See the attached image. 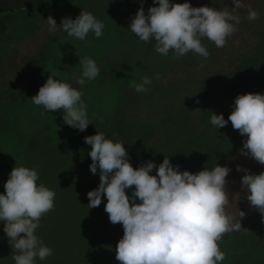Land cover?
<instances>
[{
  "label": "rangeland",
  "instance_id": "rangeland-1",
  "mask_svg": "<svg viewBox=\"0 0 264 264\" xmlns=\"http://www.w3.org/2000/svg\"><path fill=\"white\" fill-rule=\"evenodd\" d=\"M186 2L193 7L209 6L217 10L228 7L231 11L235 6L233 0H170L173 4ZM241 2L244 7L236 13L241 19L236 25L237 37L230 35L222 48L207 38L202 40L210 54L209 61L190 51L179 58H168L167 65L162 63L167 56H158L150 64L148 56L142 53L144 41L131 32L119 11L122 6H129L128 11L132 9L127 0H49L33 8L0 15V194H6L4 185L15 166L35 168L40 177L37 183L56 193L53 210L41 218L36 230L43 245L51 248L53 254L45 260L37 258L35 264H120L115 249L124 235L122 224L110 222L105 211L106 196L98 207H88L87 194L99 187L100 177L90 171L91 146L84 138L104 129L102 133L111 139L108 134L113 130L111 125L106 127L107 116L115 110L123 120L136 116L131 114L137 107L132 103L138 101L133 82L140 84L145 76L153 80L147 72L151 67L160 76L155 86L163 87L161 77L168 76L174 66H177L175 77L170 74V78L180 76L178 86L173 85L183 95L166 103L169 111L184 114L179 118L184 126H170L154 111V117L148 113V120L142 126V133L149 136L144 147L137 146L138 138L133 140L130 133L126 135L121 129V132L114 130L118 135L112 140L124 144L134 168L165 157L174 166L178 165L181 172L193 174L205 168L212 170L218 164L229 167L231 171L226 178L229 202L225 210L235 217L234 223L240 222V211L246 215L241 220L240 230L225 233L218 241L220 250L225 253V260L219 264H264V217L250 206L247 192L242 188V177L246 173L236 170L240 166L260 174L264 172V165L241 154L247 137H240L233 127L224 132V128L213 125L205 135L200 134L203 127L210 126L213 115L209 114L210 109L214 114H223L227 120L237 96L264 94V44L259 46L258 36L264 30V0ZM249 8L258 12L256 20L247 19ZM82 10L93 11L104 23L100 38L90 32L81 41L59 27L54 33L48 31L45 21L49 16L60 26L64 18L75 19ZM246 37L254 44V53L249 54L251 45L244 42ZM240 45L247 48L237 50ZM235 55L236 62L233 61ZM80 57L94 59L100 69L99 76L83 86L77 83L82 75ZM187 58L190 63L184 62ZM231 60L233 65H230ZM50 75L71 84L85 94V98L93 100L91 109L87 107L90 124L85 131L66 125L62 109L47 112L43 106L32 102L31 98L38 94ZM97 95L100 100L96 99ZM83 102L87 104L86 100ZM123 106L131 113L121 114L119 110ZM97 121L99 123H95ZM198 125L202 126L200 130ZM233 131L229 143L226 139ZM168 141L179 146L170 147ZM44 142L49 146L42 149ZM155 164L158 168L161 163ZM156 174V169L150 173ZM133 190L134 186L126 191L131 195ZM3 229L4 223L0 222V264H15L13 249Z\"/></svg>",
  "mask_w": 264,
  "mask_h": 264
},
{
  "label": "clouds",
  "instance_id": "clouds-1",
  "mask_svg": "<svg viewBox=\"0 0 264 264\" xmlns=\"http://www.w3.org/2000/svg\"><path fill=\"white\" fill-rule=\"evenodd\" d=\"M234 7L217 10L214 7H193L191 3H170V0H154L158 6L150 7L147 15L144 0L132 17L130 30L144 42L155 41V50L167 56L173 50L176 57L194 51L209 57L202 40L207 38L222 48L227 38L238 29L241 19L237 10L244 7L241 0H233ZM258 12L248 9L247 19L256 20ZM48 31L54 33L62 28L70 37L85 40L90 32L95 38L103 35L104 23L91 12L82 10L72 19L66 17L58 26L49 16L45 21ZM81 78L77 83L95 80L100 69L94 59L80 57ZM157 79H160L159 74ZM152 80L145 76L142 83L132 86L137 92H147L146 85ZM83 93L71 84L48 76L32 102L49 111L63 110L66 125L85 131L90 122ZM231 122L247 139L241 154L250 156L264 165V94L248 93L235 98L234 109L225 120L223 114H213L211 124L218 129ZM84 142L91 146L88 155L92 163L90 171L99 174V187L88 192L90 209L102 203L106 196L105 211L110 222L122 224L124 235L115 252L120 264H219L225 253L218 241L225 233L240 230L246 215L240 211V222L225 210L229 194L226 189L231 169L227 166L205 168L196 174L181 172L165 157L157 165L149 160L134 168L128 152L121 142H114L98 132L87 136ZM156 169V175H150ZM242 177V188L252 208L264 217V172L253 174L250 169L237 166ZM35 168L15 166L0 194V222L13 249L15 264H35L37 258L45 260L53 250L43 245L36 230L41 218L53 210L56 193L43 184ZM131 195L126 190L132 189ZM137 200L140 203H137ZM23 234V235H22Z\"/></svg>",
  "mask_w": 264,
  "mask_h": 264
},
{
  "label": "trees",
  "instance_id": "trees-1",
  "mask_svg": "<svg viewBox=\"0 0 264 264\" xmlns=\"http://www.w3.org/2000/svg\"><path fill=\"white\" fill-rule=\"evenodd\" d=\"M127 2L129 3V4H131V6H132V9L131 10H129L128 11V9H129V6H126V7H124V6H122L121 7V9L119 10L120 11V13L122 14V18L124 19V22H126L127 23V26H129L130 27V23H131V19H132V17L137 13V11L139 10V8L141 7V0H137V1H135V2H129L128 0H127ZM210 2V1H209ZM154 0L152 1V0H144V10H145V14L147 15V12H146V10H148L150 7H154ZM212 4V3H211ZM193 6V5H192ZM124 8H126V9H124ZM16 11H18V10H16ZM16 11H14V13L16 12ZM91 11V10H90ZM128 11V12H127ZM91 13H93V11H91ZM238 36V32H236V33H234L233 34V38H235V37H237ZM258 36H260V43H259V46L261 45V44H264V30H262L261 32H260V35H258ZM229 38V37H228ZM249 38H244V42L246 43V44H249V45H251L249 48H248V50H249V54H251V52L253 51V53H254V51H255V49L252 47L254 44L252 43V42H250L249 43ZM243 42V43H244ZM242 44V43H241ZM146 45V46H145ZM151 45V46H150ZM153 46V47H152ZM155 41L154 40H152L151 42H144L143 44H142V47H143V51H142V53L143 54H145V55H147L148 56V61H149V63L151 64V63H153L154 61H156V58L158 57V56H162V57H164V58H166V56L165 55H162V54H160V53H158L156 50H155ZM242 47H246V46H242V45H240L238 48H237V50L238 49H240V48H242ZM236 48V47H235ZM247 48V47H246ZM262 48H264V45L262 46ZM153 51V52H152ZM152 52V53H151ZM176 55H175V53H174V51H172V52H169V54L167 55V58L165 59V60H163L162 61V63L163 64H166V63H168V58H170V59H172V58H174ZM196 57V56H195ZM196 58H199V57H196ZM189 58H187V59H183L184 60V62H188V63H190L191 61L190 60H188ZM215 59V58H214ZM236 55H235V58L233 59V61L234 62H236ZM211 60H213V59H211ZM244 60V59H243ZM242 60V61H243ZM207 61H209L208 59H207ZM232 60H231V62H230V65L232 64H234V62H233ZM167 65V64H166ZM177 66H174L173 68H172V70L169 72V73H167L168 74V76L166 75V76H164V77H161L162 78V83H163V87H161V85L160 86H155V83H157V74H155V73H157V72H153V70L151 69V67L147 70V72H148V74H149V76L150 77H152V79L153 80H155V82L153 83H151V85H146L145 87H147L148 88V91L147 92H137L136 90H134L133 92H135V97H136V99L135 100H138L137 101V103H132L133 105H137V107H135L136 109H135V112H133V113H131V112H129L128 110H127V107H125V106H123L122 108H121V110H119V112L121 113V114H129V113H131L132 115H134V114H136V116H134V117H132L131 119H129V120H123V119H121L120 117H118V113H117V111L115 110V112H114V114L112 113L111 115H110V117L109 116H107L106 117V124H108L106 127H108L109 125H111V130H113V131H111V132H113L112 134H114L115 136H113V135H111L110 133L108 134V136L111 138V139H114V138H117V133L114 131V130H117V132H119L120 131V129L121 130H123V131H125V133H126V135L128 134V133H130L131 134V137H132V139L133 140H135L136 138H138L137 139V142H136V145L137 146H142V147H144L145 146V143H144V141H145V139L146 138H148L149 136H147L146 134H143L142 133V126H143V124L148 120V113H152V117H154V111H156L157 113H158V115L161 117V119H163V120H161V121H163V122H167V123H170V126H184V121H179V118L180 117H182L184 114H182V112H177V111H169L168 110V103H166L167 101H173V100H171V99H174V98H179L181 95H183V93L182 92H179V91H177V90H175V87H174V85H177L178 86V79H179V77L180 76H178L176 79H171L170 78V74H172L171 76H173V78L175 77V68H176ZM235 68V67H234ZM158 68H156V70H157ZM186 70V69H185ZM184 72L182 71V74H183ZM152 80V81H153ZM174 84V85H173ZM121 90V89H120ZM123 92V91H122ZM159 93V97H157L158 94ZM123 94V93H122ZM195 96V95H194ZM97 98L96 99H98V100H100V97L97 95L96 96ZM195 99H198V100H201V98L199 97L198 98V96H195L194 97ZM194 99V100H195ZM205 99L207 100V97H205ZM84 100H86V105H87V107L89 108V109H91V107H92V105H93V100L91 99V97H88L87 96V98H85V94H83L82 95V101H84ZM182 103V102H181ZM183 104V103H182ZM191 106V105H190ZM196 108V107H195ZM197 108H199V107H197ZM214 112L215 111H213V110H209V114L210 115H212V114H214ZM224 113H225V115H226V112L224 111ZM186 117H187V115H186ZM209 122H211V120H209ZM95 123H99V121H97V122H95ZM94 123V127L96 128V124ZM146 124H148V123H146ZM211 126V127H210ZM210 126L209 125H207L206 127H203V129L200 131L201 133V135H205L206 133H207V131L209 130V129H212V127H213V125L210 123ZM200 127H202V126H200V125H198L197 126V129L198 130H200ZM230 127H232V124H231V122L229 121L228 122V124L225 126V127H223L224 128V130H222V131H224V132H227L228 131V129L230 128ZM193 128H195V127H193ZM183 130H184V127H183ZM102 132L104 131V129L103 130H101ZM121 132V131H120ZM239 133V132H238ZM187 135V134H186ZM232 135H234V131H233V134H231L230 135V138L229 139H226V140H228L227 142H229L230 143V140L232 139ZM187 136H189V135H187ZM240 137H241V134L239 135ZM184 137V135H182V141H184L183 138ZM132 140V141H133ZM38 141H39V139H38ZM44 141H45V139H44ZM114 141V140H113ZM131 141V142H132ZM178 141V140H177ZM178 143V142H177ZM131 144V143H130ZM167 145H169L170 147H178L179 145H176V143H170L169 141H168V144ZM49 145L47 144V143H45L44 142V145L42 146V149H45V148H47ZM228 146H229V144H228ZM152 157V156H151ZM164 160V159H163ZM163 160H161V159H156L155 160V163H162L163 162Z\"/></svg>",
  "mask_w": 264,
  "mask_h": 264
},
{
  "label": "water",
  "instance_id": "water-1",
  "mask_svg": "<svg viewBox=\"0 0 264 264\" xmlns=\"http://www.w3.org/2000/svg\"><path fill=\"white\" fill-rule=\"evenodd\" d=\"M49 0H0V15L15 10L33 8Z\"/></svg>",
  "mask_w": 264,
  "mask_h": 264
}]
</instances>
